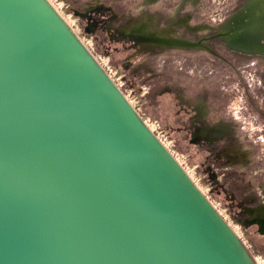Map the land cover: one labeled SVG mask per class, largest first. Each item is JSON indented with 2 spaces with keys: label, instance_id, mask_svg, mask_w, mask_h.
Segmentation results:
<instances>
[{
  "label": "water",
  "instance_id": "water-1",
  "mask_svg": "<svg viewBox=\"0 0 264 264\" xmlns=\"http://www.w3.org/2000/svg\"><path fill=\"white\" fill-rule=\"evenodd\" d=\"M31 25L65 77L19 53ZM69 28L46 0H0V264H255Z\"/></svg>",
  "mask_w": 264,
  "mask_h": 264
},
{
  "label": "rangeland",
  "instance_id": "rangeland-1",
  "mask_svg": "<svg viewBox=\"0 0 264 264\" xmlns=\"http://www.w3.org/2000/svg\"><path fill=\"white\" fill-rule=\"evenodd\" d=\"M46 1L254 263L262 264L264 219L239 218L232 195L213 193L219 180L206 161L230 164L249 186L246 201L264 205V103L251 107L244 98L247 90L264 94L258 79L264 74V0H246L226 21L224 0ZM120 1L127 9L117 15L113 6ZM220 42L252 58L240 65L215 58L212 45Z\"/></svg>",
  "mask_w": 264,
  "mask_h": 264
},
{
  "label": "bare ground",
  "instance_id": "bare-ground-1",
  "mask_svg": "<svg viewBox=\"0 0 264 264\" xmlns=\"http://www.w3.org/2000/svg\"><path fill=\"white\" fill-rule=\"evenodd\" d=\"M28 4L30 5L29 9H31L33 5L30 4V2H28ZM28 4L26 3L25 5L28 6ZM31 27L36 31V33L33 31H28L27 34H21L22 40L19 43H17L19 48L18 50L20 51L19 53L24 54L25 57L30 54H35L37 57H39L40 60L37 64L39 69L42 71L44 75L49 76L50 69H52L53 71H56L58 74L65 77L66 73L62 71L64 67L60 61V59H62L64 55V52H61L58 56L55 55V53L59 51L60 47L54 41V36L53 35H51V37L47 36L46 33L45 35H43L40 29H37V27L35 28L33 25H31ZM68 31H70V29H68ZM67 82L69 83L68 80ZM69 85L71 87L70 83ZM93 100L95 99L93 98ZM124 142L126 145V146L124 145V147L128 158L134 163L139 164V166L145 173L148 172V174L152 176L153 180L156 181V183L161 188L165 190L169 189V187H171V182L169 178H167L164 174H160L159 172L158 174L154 173L152 166L148 162L143 150L138 146L137 142L130 139H125ZM204 252L206 256V249L204 250ZM237 257L239 258V256ZM210 258L211 255L208 254V260L204 261L205 264H208L206 263V261H209L210 264L211 262ZM244 259L245 261L248 260L246 259V256H244ZM200 260L201 262H203L201 258ZM250 263L245 262L244 264H250ZM213 264H224V263L215 262Z\"/></svg>",
  "mask_w": 264,
  "mask_h": 264
},
{
  "label": "flooded vegetation",
  "instance_id": "flooded-vegetation-1",
  "mask_svg": "<svg viewBox=\"0 0 264 264\" xmlns=\"http://www.w3.org/2000/svg\"><path fill=\"white\" fill-rule=\"evenodd\" d=\"M117 14V13H116ZM118 15V14H117ZM96 27V32H104V30H99L98 26L95 25ZM213 40H220L218 38H213L211 39V41ZM221 41V40H220ZM126 50V48H124ZM226 50H230L228 45L224 44V42H222V45L217 46V48L215 46L212 45V54H214L215 58H222V55L219 54V51H226ZM231 52H236V53H240L241 55H246L243 54L242 52H238V51H231ZM248 56V55H247ZM259 72V71H258ZM260 73V72H259ZM259 76H257L256 78H258ZM260 80V84L264 85V80H263V76H260L258 78ZM264 88V86H263ZM253 91H249L247 90V92H244V98H245V104L248 106H255L257 104H263L264 103V94H262V92H260L259 90L257 91V97H255L252 93ZM261 100L258 102V99ZM255 110L259 111L258 108H254ZM262 115H264L262 113ZM218 143L215 144V146H217ZM204 147L207 148L208 145L204 144ZM217 150H220L217 147ZM207 167L208 168H212V171L216 174V178L219 180V184L218 187L214 190L213 193L217 194V195H223L225 198H230L231 195L233 196V199L235 201L239 211L237 212V216L239 218H245V219H257L262 217L260 213L262 212H256L255 210H264V205L261 204L258 199L257 202L254 203H249L246 201V194L248 193V185L247 183L244 182H240V179H238L237 174H235L234 172L232 173L229 169H231V165L230 164H226V162H222V161H212V159L210 158L209 161L207 159ZM213 162V164H211ZM232 202V203H233ZM249 215V216H248ZM262 235V234H261Z\"/></svg>",
  "mask_w": 264,
  "mask_h": 264
},
{
  "label": "trees",
  "instance_id": "trees-1",
  "mask_svg": "<svg viewBox=\"0 0 264 264\" xmlns=\"http://www.w3.org/2000/svg\"><path fill=\"white\" fill-rule=\"evenodd\" d=\"M245 2H246V0H236V1L224 0V9H226L224 11L225 15L223 14L224 19H225L224 21L229 20L231 15H233L238 10H240L242 8V6L245 4ZM113 8H114L115 13L124 14L126 12V9H127V3L124 1H122V2L120 1V3H118V5L114 3ZM213 41H216V40H213ZM220 45H222V42H220ZM231 51L230 50H226V51H222V52L219 51L220 52L219 54L222 55V58L225 61H230L232 63L234 62V63H237L238 65L244 64V62H247L250 60L249 58H252V57H248L247 55H241L240 53L231 52ZM256 68H258L257 70L261 69L259 66ZM259 72L261 73V71H259ZM263 72H264V70H263ZM261 76H263V80H264V74ZM242 83H245V81L242 80ZM244 87L246 88V86H244Z\"/></svg>",
  "mask_w": 264,
  "mask_h": 264
},
{
  "label": "built area",
  "instance_id": "built-area-1",
  "mask_svg": "<svg viewBox=\"0 0 264 264\" xmlns=\"http://www.w3.org/2000/svg\"><path fill=\"white\" fill-rule=\"evenodd\" d=\"M150 120V119H149ZM155 123L158 125V126H161L160 123L158 121H155ZM258 260L264 264V257H258Z\"/></svg>",
  "mask_w": 264,
  "mask_h": 264
}]
</instances>
